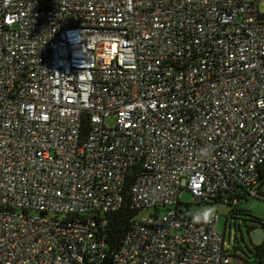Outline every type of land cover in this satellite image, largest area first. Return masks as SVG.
<instances>
[{
  "label": "built area",
  "instance_id": "built-area-1",
  "mask_svg": "<svg viewBox=\"0 0 264 264\" xmlns=\"http://www.w3.org/2000/svg\"><path fill=\"white\" fill-rule=\"evenodd\" d=\"M261 3L0 0V264H229L189 209L255 195Z\"/></svg>",
  "mask_w": 264,
  "mask_h": 264
},
{
  "label": "trees",
  "instance_id": "trees-1",
  "mask_svg": "<svg viewBox=\"0 0 264 264\" xmlns=\"http://www.w3.org/2000/svg\"><path fill=\"white\" fill-rule=\"evenodd\" d=\"M254 190L255 195H251L247 190L241 189L235 195H231L228 197V203L222 204L221 201H218L217 204L229 206L231 214L238 212L251 214L250 210L241 207V205L243 202H247L249 198L264 200V162L259 166L257 185L254 187ZM233 201H235V203H233ZM137 214L138 211L133 209L131 206V200L128 191L125 194L122 205L117 210L105 213V241L107 243V248L110 256L120 246L123 236L127 233V231L130 230L132 222ZM257 226L262 227L264 230V220L259 217H253L251 220V224L247 226L248 235L250 231ZM228 253L230 256V249H228ZM250 253L252 255V261L248 264H264V240L259 245H255L252 243V249H250Z\"/></svg>",
  "mask_w": 264,
  "mask_h": 264
},
{
  "label": "rangeland",
  "instance_id": "rangeland-1",
  "mask_svg": "<svg viewBox=\"0 0 264 264\" xmlns=\"http://www.w3.org/2000/svg\"><path fill=\"white\" fill-rule=\"evenodd\" d=\"M259 10L264 14V4L259 5ZM114 118L110 117L107 124L112 125ZM181 201L191 203L192 196L188 192L181 195ZM241 207L250 210L251 214L230 213V207L221 204H195L190 205L189 212L197 214L204 209L212 208L219 215L218 232L224 236L226 246L230 249L229 264H248L252 261L250 249L252 243L247 232V226L251 224L253 217L264 220V200L249 198ZM235 248V249H234Z\"/></svg>",
  "mask_w": 264,
  "mask_h": 264
},
{
  "label": "clouds",
  "instance_id": "clouds-1",
  "mask_svg": "<svg viewBox=\"0 0 264 264\" xmlns=\"http://www.w3.org/2000/svg\"><path fill=\"white\" fill-rule=\"evenodd\" d=\"M214 219V209L207 208L193 216V223H210Z\"/></svg>",
  "mask_w": 264,
  "mask_h": 264
},
{
  "label": "water",
  "instance_id": "water-1",
  "mask_svg": "<svg viewBox=\"0 0 264 264\" xmlns=\"http://www.w3.org/2000/svg\"><path fill=\"white\" fill-rule=\"evenodd\" d=\"M249 236L253 244L259 245L264 240V230L262 227L257 226L253 230L250 231Z\"/></svg>",
  "mask_w": 264,
  "mask_h": 264
}]
</instances>
